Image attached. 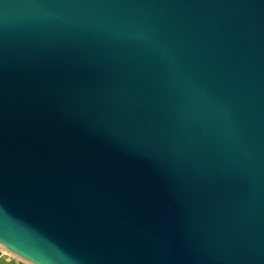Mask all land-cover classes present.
Wrapping results in <instances>:
<instances>
[{"label": "water", "instance_id": "obj_1", "mask_svg": "<svg viewBox=\"0 0 264 264\" xmlns=\"http://www.w3.org/2000/svg\"><path fill=\"white\" fill-rule=\"evenodd\" d=\"M0 246L264 264V0H0Z\"/></svg>", "mask_w": 264, "mask_h": 264}, {"label": "crops", "instance_id": "obj_2", "mask_svg": "<svg viewBox=\"0 0 264 264\" xmlns=\"http://www.w3.org/2000/svg\"><path fill=\"white\" fill-rule=\"evenodd\" d=\"M0 264H24L0 247Z\"/></svg>", "mask_w": 264, "mask_h": 264}, {"label": "bare ground", "instance_id": "obj_3", "mask_svg": "<svg viewBox=\"0 0 264 264\" xmlns=\"http://www.w3.org/2000/svg\"><path fill=\"white\" fill-rule=\"evenodd\" d=\"M1 247V246H0ZM5 252H7V253H9L10 255H12V256H15V257H19V258H22L20 255H18L17 253H15V252H13V251H11V250H9V249H6V248H4V247H1ZM18 258V259H19ZM22 259H24V258H22ZM24 260H26V259H24ZM28 262H30V261H28ZM31 264H34V263H32V262H30Z\"/></svg>", "mask_w": 264, "mask_h": 264}, {"label": "rangeland", "instance_id": "obj_4", "mask_svg": "<svg viewBox=\"0 0 264 264\" xmlns=\"http://www.w3.org/2000/svg\"><path fill=\"white\" fill-rule=\"evenodd\" d=\"M13 257H15V256H13ZM15 258H19V257H15ZM19 261H21L22 263H24V264H31L30 262H28L27 260H24V259H22V258H19L18 259ZM1 263V262H0Z\"/></svg>", "mask_w": 264, "mask_h": 264}]
</instances>
